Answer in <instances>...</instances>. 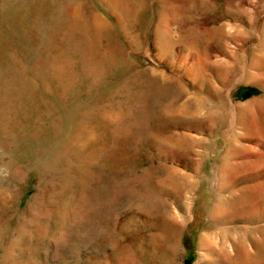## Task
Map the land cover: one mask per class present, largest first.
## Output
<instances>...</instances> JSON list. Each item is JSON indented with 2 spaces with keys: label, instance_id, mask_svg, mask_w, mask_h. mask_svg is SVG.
Listing matches in <instances>:
<instances>
[{
  "label": "rangeland",
  "instance_id": "rangeland-1",
  "mask_svg": "<svg viewBox=\"0 0 264 264\" xmlns=\"http://www.w3.org/2000/svg\"><path fill=\"white\" fill-rule=\"evenodd\" d=\"M0 264H264V0H0Z\"/></svg>",
  "mask_w": 264,
  "mask_h": 264
},
{
  "label": "bare ground",
  "instance_id": "bare-ground-1",
  "mask_svg": "<svg viewBox=\"0 0 264 264\" xmlns=\"http://www.w3.org/2000/svg\"><path fill=\"white\" fill-rule=\"evenodd\" d=\"M230 247V246H229Z\"/></svg>",
  "mask_w": 264,
  "mask_h": 264
}]
</instances>
